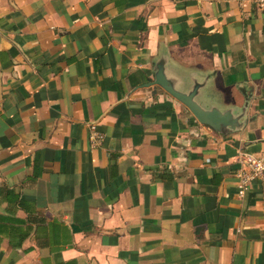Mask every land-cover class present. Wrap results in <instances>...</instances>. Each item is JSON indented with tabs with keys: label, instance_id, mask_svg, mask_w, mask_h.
Listing matches in <instances>:
<instances>
[{
	"label": "crops",
	"instance_id": "crops-1",
	"mask_svg": "<svg viewBox=\"0 0 264 264\" xmlns=\"http://www.w3.org/2000/svg\"><path fill=\"white\" fill-rule=\"evenodd\" d=\"M239 151L264 156V10L0 0V264H264Z\"/></svg>",
	"mask_w": 264,
	"mask_h": 264
},
{
	"label": "built area",
	"instance_id": "built-area-1",
	"mask_svg": "<svg viewBox=\"0 0 264 264\" xmlns=\"http://www.w3.org/2000/svg\"><path fill=\"white\" fill-rule=\"evenodd\" d=\"M238 6L251 3L257 10H264V0H233ZM89 139L94 145L102 140V134L95 130L94 125H88ZM237 168L234 172L237 197H243L253 183H258L264 191V156L239 151L234 157Z\"/></svg>",
	"mask_w": 264,
	"mask_h": 264
},
{
	"label": "water",
	"instance_id": "water-1",
	"mask_svg": "<svg viewBox=\"0 0 264 264\" xmlns=\"http://www.w3.org/2000/svg\"><path fill=\"white\" fill-rule=\"evenodd\" d=\"M158 85H160L167 93H169L172 97L180 101L184 104L187 109L190 111L192 116L201 124L209 125L214 128H218L220 125H224L228 123V115H221L216 111L205 112L200 110L196 105H194L188 96L180 95L178 93L173 92L162 79L158 78L155 81Z\"/></svg>",
	"mask_w": 264,
	"mask_h": 264
}]
</instances>
